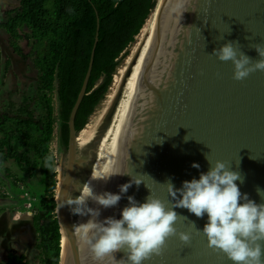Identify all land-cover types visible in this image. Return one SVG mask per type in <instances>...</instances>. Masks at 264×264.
<instances>
[{
    "label": "water",
    "instance_id": "1",
    "mask_svg": "<svg viewBox=\"0 0 264 264\" xmlns=\"http://www.w3.org/2000/svg\"><path fill=\"white\" fill-rule=\"evenodd\" d=\"M97 40L98 20L88 67L68 117V145L61 148L63 175L55 200L65 245L60 243L58 264H113L109 257L97 261L80 239L76 228L89 217L60 207L66 198L79 195L94 167L112 165L127 172L107 183L92 181L97 193H119V186L132 178L141 181L122 194L118 205L101 208L99 220L119 219L128 196L143 203L151 194L171 207L165 183L181 189L184 181L199 179L209 170L208 161L217 160L240 173L243 182L235 183L242 194L264 204V193L257 192H264V72L237 81L232 62L211 54L236 41L251 60L260 59L252 47L264 45V0H158L104 99L77 132L74 117ZM194 163L199 168L192 167ZM88 206L98 207L92 201ZM174 211L180 215L174 225L177 235L165 241L161 255L143 264H233L208 247L198 231L208 222L206 214L197 218L185 208ZM181 232L191 237L187 245L179 239ZM113 255L118 261L126 259L123 250Z\"/></svg>",
    "mask_w": 264,
    "mask_h": 264
},
{
    "label": "trees",
    "instance_id": "2",
    "mask_svg": "<svg viewBox=\"0 0 264 264\" xmlns=\"http://www.w3.org/2000/svg\"><path fill=\"white\" fill-rule=\"evenodd\" d=\"M158 0H19L5 11L0 26L10 46L28 56L38 70L33 97L0 112V164L8 158L24 170L38 171L43 182L33 191L36 230L42 264H58L61 243L56 213V167L50 143L58 122V145H68V117L80 90L97 30L93 64L85 94L74 117L76 131L104 99L113 75ZM30 40L29 53L20 40ZM53 92L58 99L54 112ZM7 170V169H6ZM0 264H32L24 253L9 251Z\"/></svg>",
    "mask_w": 264,
    "mask_h": 264
},
{
    "label": "clouds",
    "instance_id": "3",
    "mask_svg": "<svg viewBox=\"0 0 264 264\" xmlns=\"http://www.w3.org/2000/svg\"><path fill=\"white\" fill-rule=\"evenodd\" d=\"M237 46L238 42L228 41L213 49L211 54L220 61L232 62L233 79L237 81L256 71L264 72V45L252 47L260 57L256 61ZM208 163L210 167L206 173H201L199 179L184 181L181 189H174L170 181L165 183L173 201L171 207H166L151 194L143 203L128 196V205L121 210L119 219L99 220L101 208L115 207L132 184L139 186L141 183L132 178L119 186V193H97L92 181L107 183L112 177L127 173L112 165L94 167L79 195L66 198L60 207H68L73 215L89 217L76 231L99 262L109 257L113 264H143L152 256L161 255L165 241L177 235L174 225L180 215L174 209L185 208L197 218L207 215L208 222L198 231L206 237L208 247L225 254L233 264H264V204H257L240 192L235 183L237 180L243 182L239 172L230 170V166L219 160ZM192 167L199 168V164L194 163ZM257 192L264 193L260 189ZM89 201L98 207H89ZM179 239L187 245L191 237L181 232ZM121 250L126 253V259L118 261L113 254Z\"/></svg>",
    "mask_w": 264,
    "mask_h": 264
},
{
    "label": "rangeland",
    "instance_id": "4",
    "mask_svg": "<svg viewBox=\"0 0 264 264\" xmlns=\"http://www.w3.org/2000/svg\"><path fill=\"white\" fill-rule=\"evenodd\" d=\"M19 6V0L0 1V22L5 11ZM24 53L31 49L30 40H20ZM38 70L28 56L22 57L8 42V34L0 26V112L15 109L25 97H33ZM54 112L57 114L58 99L53 92ZM58 122L50 143L53 162L56 167L57 183L62 178L61 147L58 145ZM14 159L8 158L0 164V259H6L9 251L24 253L32 264H42L37 247V232L32 222L36 211L33 191H38L43 182L39 172L24 170ZM7 169V170H6ZM56 183V185H57ZM56 190V188H55ZM57 213V211H56Z\"/></svg>",
    "mask_w": 264,
    "mask_h": 264
},
{
    "label": "bare ground",
    "instance_id": "5",
    "mask_svg": "<svg viewBox=\"0 0 264 264\" xmlns=\"http://www.w3.org/2000/svg\"><path fill=\"white\" fill-rule=\"evenodd\" d=\"M61 243H62V245H65V239L63 236L61 237Z\"/></svg>",
    "mask_w": 264,
    "mask_h": 264
}]
</instances>
